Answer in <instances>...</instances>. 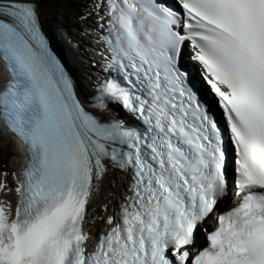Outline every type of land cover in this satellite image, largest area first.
Here are the masks:
<instances>
[{"label": "snow or ice", "instance_id": "obj_1", "mask_svg": "<svg viewBox=\"0 0 264 264\" xmlns=\"http://www.w3.org/2000/svg\"><path fill=\"white\" fill-rule=\"evenodd\" d=\"M41 7L0 0V121L28 154L0 264H264V0H89L90 96Z\"/></svg>", "mask_w": 264, "mask_h": 264}, {"label": "bare ground", "instance_id": "obj_2", "mask_svg": "<svg viewBox=\"0 0 264 264\" xmlns=\"http://www.w3.org/2000/svg\"><path fill=\"white\" fill-rule=\"evenodd\" d=\"M64 3H66V0H62ZM41 2V0H40ZM87 3L89 4V0H87ZM42 5V3H41ZM41 18L44 15V6L42 5L41 7V12H40ZM59 16L61 17V20L65 21V25L68 24V20L66 17H62V15L59 13ZM62 24V22H61ZM64 26V25H62ZM95 26L94 24L91 23V21H83L81 19L77 20L75 22V26L73 29L75 30L74 35L77 37L76 41V46L78 48H82V41L85 42V49L86 47L89 48L86 52L85 49H83L82 54H85V56L90 59V60H95L99 57H101L98 52L94 51L93 46H88V43L91 42H96V34L94 31H92V27ZM84 28H88V31H84ZM86 60V58H84ZM83 89L85 88V85L82 84L81 86ZM80 91V89H79ZM8 138V137H7ZM10 157L9 153L6 152V159ZM16 157V156H15ZM4 165V164H3ZM17 170H20V164L15 167L14 164L9 166V170L5 169L3 173H8L7 177H4L0 175V180H7L8 176L12 175L13 172H15L17 175L18 173L16 172ZM7 182V188L8 190H0V195L4 196L5 199L7 200L6 202L0 201L7 204H12L14 206V201H16V193L14 190L11 191V188L15 184V179L11 177L10 180L6 181ZM123 192V188L120 187V177L116 173H110L107 177H105L102 185H101V190L96 194V199H95V205L97 206V212H99V206L103 205L104 203H107L109 200L118 202L121 193Z\"/></svg>", "mask_w": 264, "mask_h": 264}, {"label": "rangeland", "instance_id": "obj_3", "mask_svg": "<svg viewBox=\"0 0 264 264\" xmlns=\"http://www.w3.org/2000/svg\"><path fill=\"white\" fill-rule=\"evenodd\" d=\"M71 2V4L73 6H71V8L69 9V12L67 13V16H71L72 18L74 17V15L76 13H80V9L81 6L79 4H84L86 3V0H69ZM41 3L44 4V8L46 10V17L50 18L49 16V9H51L52 7L49 8V0H42ZM51 6H52V2H51ZM58 11L56 10L55 12H53V14L51 15L52 18L57 17L58 18ZM74 21L76 22V19H74L72 21V26H70L68 29L70 31V34L74 35L75 30L73 29L74 27ZM63 25H65V21L62 22ZM1 70V69H0ZM6 152L9 153L10 157L8 159H6ZM15 155H17L16 153V149L13 146V144L11 142H8L6 140H4L1 136H0V170L1 173H3L5 171V169L9 170V166H11L12 164L15 165V167L18 166V159L17 157H15ZM4 164V165H3ZM11 176H8L7 180H10Z\"/></svg>", "mask_w": 264, "mask_h": 264}, {"label": "trees", "instance_id": "obj_4", "mask_svg": "<svg viewBox=\"0 0 264 264\" xmlns=\"http://www.w3.org/2000/svg\"><path fill=\"white\" fill-rule=\"evenodd\" d=\"M51 2H52V6H51L52 11L55 12L57 10L62 15V17L64 16V12L68 11L67 5L62 0H51ZM57 19L58 21L54 19V22H55V26L59 27L60 26L59 22H61L62 20L60 16Z\"/></svg>", "mask_w": 264, "mask_h": 264}]
</instances>
